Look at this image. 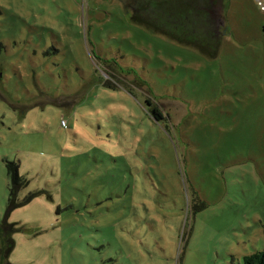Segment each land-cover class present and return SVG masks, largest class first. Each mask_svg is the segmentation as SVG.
<instances>
[{
    "label": "rangeland",
    "instance_id": "1",
    "mask_svg": "<svg viewBox=\"0 0 264 264\" xmlns=\"http://www.w3.org/2000/svg\"><path fill=\"white\" fill-rule=\"evenodd\" d=\"M132 2L0 0L10 264H243L264 250L260 0H208L214 59L134 24ZM6 163L23 180L12 205Z\"/></svg>",
    "mask_w": 264,
    "mask_h": 264
},
{
    "label": "trees",
    "instance_id": "2",
    "mask_svg": "<svg viewBox=\"0 0 264 264\" xmlns=\"http://www.w3.org/2000/svg\"><path fill=\"white\" fill-rule=\"evenodd\" d=\"M211 5L214 6L213 3ZM126 6L131 11L130 19L134 24L179 45L193 48L207 59L216 58L220 38L218 28L206 19L208 0H133ZM262 30L264 33V25ZM152 111L154 116L162 119L156 109ZM6 169L10 182L9 202L12 205L23 180L16 164L6 163ZM15 230L6 223L0 226V264H10L8 256L13 248L11 236ZM243 264H264V250L244 257Z\"/></svg>",
    "mask_w": 264,
    "mask_h": 264
},
{
    "label": "built area",
    "instance_id": "3",
    "mask_svg": "<svg viewBox=\"0 0 264 264\" xmlns=\"http://www.w3.org/2000/svg\"><path fill=\"white\" fill-rule=\"evenodd\" d=\"M262 0H260V3L258 4L260 11L264 12V2H261ZM63 124V123H62Z\"/></svg>",
    "mask_w": 264,
    "mask_h": 264
}]
</instances>
